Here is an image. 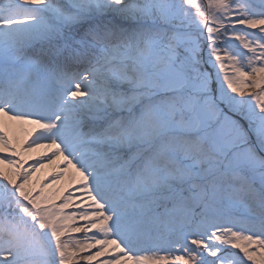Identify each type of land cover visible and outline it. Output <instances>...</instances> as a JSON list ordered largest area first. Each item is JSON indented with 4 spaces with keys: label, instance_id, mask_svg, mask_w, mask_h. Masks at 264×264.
Segmentation results:
<instances>
[{
    "label": "snow or ice",
    "instance_id": "1",
    "mask_svg": "<svg viewBox=\"0 0 264 264\" xmlns=\"http://www.w3.org/2000/svg\"><path fill=\"white\" fill-rule=\"evenodd\" d=\"M206 7L0 0V264H264V0Z\"/></svg>",
    "mask_w": 264,
    "mask_h": 264
},
{
    "label": "bare ground",
    "instance_id": "2",
    "mask_svg": "<svg viewBox=\"0 0 264 264\" xmlns=\"http://www.w3.org/2000/svg\"><path fill=\"white\" fill-rule=\"evenodd\" d=\"M251 31V30H248ZM250 91V90H249ZM43 152V150H38L37 153H33V159H29L28 162L26 163L25 167H28L32 163L35 162V159L38 158V156ZM45 163H47L45 161ZM39 171L35 172L33 175V179L39 180L43 185H44V191L51 193L52 195H56L60 190L64 188V183L61 181V183L57 184L55 181L51 179V177L54 175L55 169L51 166L49 167H39ZM46 170H49L48 172H45ZM51 186V187H49ZM37 190H39V186H37ZM83 234H74L73 238L74 239H79L82 238ZM94 251V249H93ZM82 264V262H81Z\"/></svg>",
    "mask_w": 264,
    "mask_h": 264
},
{
    "label": "rangeland",
    "instance_id": "3",
    "mask_svg": "<svg viewBox=\"0 0 264 264\" xmlns=\"http://www.w3.org/2000/svg\"><path fill=\"white\" fill-rule=\"evenodd\" d=\"M198 2L201 4L202 8L207 10L206 7V0H198ZM49 170H46L45 172H48Z\"/></svg>",
    "mask_w": 264,
    "mask_h": 264
}]
</instances>
